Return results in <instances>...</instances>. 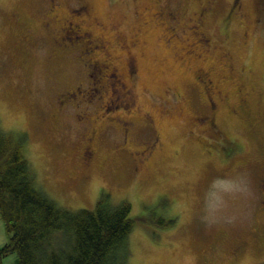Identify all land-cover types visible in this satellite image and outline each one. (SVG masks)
Listing matches in <instances>:
<instances>
[{
  "label": "rangeland",
  "instance_id": "1",
  "mask_svg": "<svg viewBox=\"0 0 264 264\" xmlns=\"http://www.w3.org/2000/svg\"><path fill=\"white\" fill-rule=\"evenodd\" d=\"M0 131L57 205L131 204L126 264L264 262L260 0H0Z\"/></svg>",
  "mask_w": 264,
  "mask_h": 264
},
{
  "label": "trees",
  "instance_id": "2",
  "mask_svg": "<svg viewBox=\"0 0 264 264\" xmlns=\"http://www.w3.org/2000/svg\"><path fill=\"white\" fill-rule=\"evenodd\" d=\"M108 198L100 195L92 209L57 205L36 184L25 135L0 131V215L10 233L0 246V264L9 253L16 254L14 264H126L127 238L135 223L131 204L113 205ZM150 217L160 227L174 220Z\"/></svg>",
  "mask_w": 264,
  "mask_h": 264
},
{
  "label": "flooded vegetation",
  "instance_id": "3",
  "mask_svg": "<svg viewBox=\"0 0 264 264\" xmlns=\"http://www.w3.org/2000/svg\"><path fill=\"white\" fill-rule=\"evenodd\" d=\"M67 27H71V23L70 22H68V25L66 26V28ZM83 32H88V31H83ZM201 42H206V39L205 38H201ZM94 69L96 68V66H92ZM95 89V88H94ZM68 95H70V92H68ZM127 121H124V123H126ZM127 123H129V121L127 122ZM123 127H124V125H123ZM126 126L124 127V132H126ZM87 151H88V153L86 154V155H89L90 153H91V149H87ZM262 180V179H261ZM262 183V184H261ZM260 194H261V196H262V199L263 200H260V207H259V209H260V211H262V212H264V183L263 182H260ZM263 231V230H262ZM262 239H264V234L262 233V234H260L259 235ZM240 250V248H237V251H239Z\"/></svg>",
  "mask_w": 264,
  "mask_h": 264
}]
</instances>
